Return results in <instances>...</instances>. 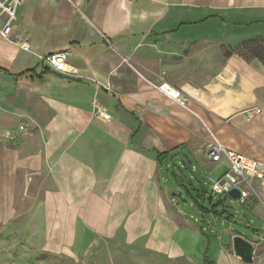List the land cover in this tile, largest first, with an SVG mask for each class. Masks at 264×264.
Masks as SVG:
<instances>
[{
    "label": "crops",
    "instance_id": "crops-1",
    "mask_svg": "<svg viewBox=\"0 0 264 264\" xmlns=\"http://www.w3.org/2000/svg\"><path fill=\"white\" fill-rule=\"evenodd\" d=\"M217 26L226 39L214 37ZM12 34L33 53L0 36L7 231L39 243L101 237L176 259L201 229L176 201L183 193L171 199L162 182L166 158L186 152L194 170L227 171L225 160L208 158L218 142L264 164V64L225 57L226 47L264 38V0H23ZM65 50V73L37 56ZM164 83L180 98L166 96ZM95 101L110 121L96 116ZM254 107L262 112L248 121ZM252 201L245 206L264 221Z\"/></svg>",
    "mask_w": 264,
    "mask_h": 264
},
{
    "label": "rangeland",
    "instance_id": "rangeland-1",
    "mask_svg": "<svg viewBox=\"0 0 264 264\" xmlns=\"http://www.w3.org/2000/svg\"><path fill=\"white\" fill-rule=\"evenodd\" d=\"M17 21L18 17L14 26ZM216 29L219 34L214 37L226 39L227 34L224 33L228 29L224 31L218 26ZM11 40L19 43L28 39L23 35H17L15 38L11 37ZM21 128L24 127H20L18 131L25 133L26 129ZM12 131L7 132L8 138ZM225 171L226 168L223 166L215 174L201 169L194 170L186 160V152L179 156H170L163 162L162 182L171 189L170 198L173 199L171 197L173 192H182V200H174L181 201L182 210L188 216V220L197 227V230L201 229L200 238L198 239L196 234L188 237L191 238V247H186L184 254L176 259H170L143 245L120 243L101 237H97L90 244L83 241L59 242L56 237L49 239L47 236L42 243L33 242L21 231L19 233L7 231L5 224L8 220L0 216V225H3L0 226V264H206V256L212 261H218L219 264H245L235 255L229 254L227 259H221V252L226 248H231L234 253L230 238L232 233L242 235L254 244L253 264H264V221L253 214L247 206L232 200L229 196L212 193L210 180L220 178ZM263 181L264 179L258 183L252 181L248 203L253 200L252 204L254 202L261 204L264 215ZM206 190L208 193H205ZM197 191L200 192V198ZM195 201L206 209L204 215L193 205ZM17 221H23V217ZM84 230L80 227V234Z\"/></svg>",
    "mask_w": 264,
    "mask_h": 264
},
{
    "label": "built area",
    "instance_id": "built-area-1",
    "mask_svg": "<svg viewBox=\"0 0 264 264\" xmlns=\"http://www.w3.org/2000/svg\"><path fill=\"white\" fill-rule=\"evenodd\" d=\"M22 2L23 0H0V36L4 40L12 42V31ZM18 45L22 50L33 53L31 45L27 41L19 42ZM37 56L47 68L58 73H65L67 72V62L72 53L70 50H65ZM159 89L169 98L176 100L180 98V92L175 91L176 94H174L171 86L167 83L162 84ZM181 104H184V102H181ZM94 108L99 119L103 121L111 120V115L96 101L94 102ZM261 112V108L254 107L245 110L244 115L248 121H252ZM21 129L24 130V128ZM208 158L212 163L216 164L225 160L229 165V169L220 178L210 180L213 195L229 196L232 190L238 189L241 192V197L235 201L246 205L252 191V181L264 179V164L252 157L228 150L218 142L210 146Z\"/></svg>",
    "mask_w": 264,
    "mask_h": 264
},
{
    "label": "trees",
    "instance_id": "trees-1",
    "mask_svg": "<svg viewBox=\"0 0 264 264\" xmlns=\"http://www.w3.org/2000/svg\"><path fill=\"white\" fill-rule=\"evenodd\" d=\"M234 54H239L242 56L245 60H251V59H259L264 64V38H254L247 41L242 42L238 47L232 48V47H226L225 48V57H230ZM201 210L206 209L198 205ZM204 215V212H203ZM206 264H216L214 261L210 260L207 256L205 257Z\"/></svg>",
    "mask_w": 264,
    "mask_h": 264
},
{
    "label": "water",
    "instance_id": "water-1",
    "mask_svg": "<svg viewBox=\"0 0 264 264\" xmlns=\"http://www.w3.org/2000/svg\"><path fill=\"white\" fill-rule=\"evenodd\" d=\"M206 193L208 191L206 190ZM182 198V195H177ZM229 197L232 200H237L241 197V192L238 189H234L229 193ZM233 250L235 256L245 264H253L255 257L254 244L242 235H237L233 239Z\"/></svg>",
    "mask_w": 264,
    "mask_h": 264
},
{
    "label": "bare ground",
    "instance_id": "bare-ground-1",
    "mask_svg": "<svg viewBox=\"0 0 264 264\" xmlns=\"http://www.w3.org/2000/svg\"><path fill=\"white\" fill-rule=\"evenodd\" d=\"M172 92H173L174 94H176V92H175L174 90H173Z\"/></svg>",
    "mask_w": 264,
    "mask_h": 264
}]
</instances>
